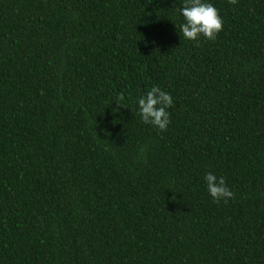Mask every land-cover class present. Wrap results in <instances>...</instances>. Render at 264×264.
Returning <instances> with one entry per match:
<instances>
[{
	"label": "trees",
	"instance_id": "16d2710c",
	"mask_svg": "<svg viewBox=\"0 0 264 264\" xmlns=\"http://www.w3.org/2000/svg\"><path fill=\"white\" fill-rule=\"evenodd\" d=\"M0 264H264V0H0Z\"/></svg>",
	"mask_w": 264,
	"mask_h": 264
}]
</instances>
